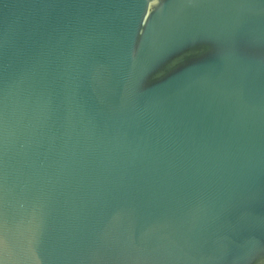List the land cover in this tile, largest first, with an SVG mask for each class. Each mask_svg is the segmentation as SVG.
<instances>
[{
	"label": "water",
	"instance_id": "obj_1",
	"mask_svg": "<svg viewBox=\"0 0 264 264\" xmlns=\"http://www.w3.org/2000/svg\"><path fill=\"white\" fill-rule=\"evenodd\" d=\"M0 264H264V0H0Z\"/></svg>",
	"mask_w": 264,
	"mask_h": 264
}]
</instances>
